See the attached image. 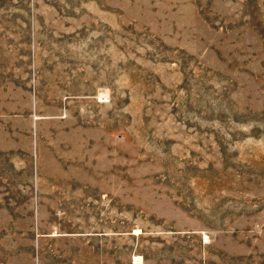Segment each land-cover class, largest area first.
Wrapping results in <instances>:
<instances>
[{
  "label": "rangeland",
  "instance_id": "obj_1",
  "mask_svg": "<svg viewBox=\"0 0 264 264\" xmlns=\"http://www.w3.org/2000/svg\"><path fill=\"white\" fill-rule=\"evenodd\" d=\"M0 264H264V0H0Z\"/></svg>",
  "mask_w": 264,
  "mask_h": 264
}]
</instances>
